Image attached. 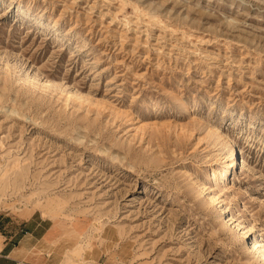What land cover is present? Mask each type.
Segmentation results:
<instances>
[{
  "label": "rangeland",
  "instance_id": "1",
  "mask_svg": "<svg viewBox=\"0 0 264 264\" xmlns=\"http://www.w3.org/2000/svg\"><path fill=\"white\" fill-rule=\"evenodd\" d=\"M34 211L88 230L63 264H264V0H0V216Z\"/></svg>",
  "mask_w": 264,
  "mask_h": 264
},
{
  "label": "crops",
  "instance_id": "2",
  "mask_svg": "<svg viewBox=\"0 0 264 264\" xmlns=\"http://www.w3.org/2000/svg\"><path fill=\"white\" fill-rule=\"evenodd\" d=\"M23 217L0 216V264H63L66 242L88 232L79 225L64 228L37 211Z\"/></svg>",
  "mask_w": 264,
  "mask_h": 264
},
{
  "label": "bare ground",
  "instance_id": "3",
  "mask_svg": "<svg viewBox=\"0 0 264 264\" xmlns=\"http://www.w3.org/2000/svg\"><path fill=\"white\" fill-rule=\"evenodd\" d=\"M70 98L71 97H69L66 101L68 102V100L72 99V98L71 99ZM97 102L98 103H96V105L98 106V108L105 111L106 107H105V103L102 101V99H99V101H97ZM221 139H222V141H224L226 143L225 145L227 146L228 161L226 162L224 167H222V169L219 172L213 173V179L212 180L217 185V191L214 192L212 190L211 185L199 187V189H200L199 191L202 192V194L206 193V199L208 200V202L210 204L214 205L216 207V209H218V212L224 216L225 215V208L223 207V205H222L223 202L221 201L220 198H222L223 195H225L226 193H228L230 191V187H228V185H227V177L229 176V172H231V170H233L234 168H237V162L235 161L236 156H235V153L233 150L234 148L231 147V145L229 144L227 139L225 137H222V135H221ZM220 163H221V161H220ZM226 223L227 224L231 223L230 225L233 226V229L238 233V235L240 236V238L242 240H246L248 238V236H247L248 230L245 231V229L239 223H236L235 225H233L235 222H233L232 218L229 217V219L227 220ZM247 253L250 255L251 254L252 255L258 254L260 256L261 260L264 261V246H261L260 244H258L256 242H251L249 244V246L247 247Z\"/></svg>",
  "mask_w": 264,
  "mask_h": 264
}]
</instances>
